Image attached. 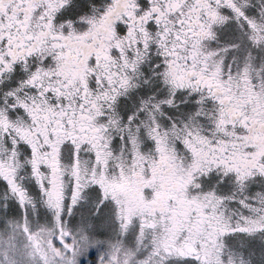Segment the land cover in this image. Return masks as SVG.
Wrapping results in <instances>:
<instances>
[{
	"label": "snow or ice",
	"instance_id": "obj_1",
	"mask_svg": "<svg viewBox=\"0 0 264 264\" xmlns=\"http://www.w3.org/2000/svg\"><path fill=\"white\" fill-rule=\"evenodd\" d=\"M82 260L264 264V0H0V264Z\"/></svg>",
	"mask_w": 264,
	"mask_h": 264
},
{
	"label": "rangeland",
	"instance_id": "obj_2",
	"mask_svg": "<svg viewBox=\"0 0 264 264\" xmlns=\"http://www.w3.org/2000/svg\"><path fill=\"white\" fill-rule=\"evenodd\" d=\"M95 254V250L92 251V253H90V255ZM82 264H84L83 260H82Z\"/></svg>",
	"mask_w": 264,
	"mask_h": 264
}]
</instances>
